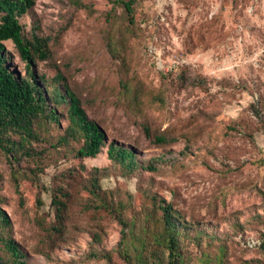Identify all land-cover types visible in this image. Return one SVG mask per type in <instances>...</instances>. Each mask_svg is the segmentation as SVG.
<instances>
[{
    "label": "rangeland",
    "instance_id": "1",
    "mask_svg": "<svg viewBox=\"0 0 264 264\" xmlns=\"http://www.w3.org/2000/svg\"><path fill=\"white\" fill-rule=\"evenodd\" d=\"M84 1L87 8L36 0L23 19L28 30L40 22L42 35L52 37V58L37 71L50 77L59 70L108 143L132 148L158 171L127 177L111 168L107 147L82 162L70 153L54 154L40 189L24 184L21 195L0 159L1 208L28 262L88 264L82 261L96 247H117V221L105 210L85 208L91 197L82 189L96 168L105 173L108 197L132 194L138 211L142 192L157 194L188 220L228 234L235 264L264 260L260 234L232 236L233 223L258 229L253 222L264 213V0H140L134 29L120 2L128 0ZM5 45L11 65L25 75L14 44ZM156 136L168 143L159 144ZM59 186L69 195L68 212L62 233H55L52 196ZM95 231L101 244L93 243Z\"/></svg>",
    "mask_w": 264,
    "mask_h": 264
},
{
    "label": "trees",
    "instance_id": "2",
    "mask_svg": "<svg viewBox=\"0 0 264 264\" xmlns=\"http://www.w3.org/2000/svg\"><path fill=\"white\" fill-rule=\"evenodd\" d=\"M70 1L78 8L88 6L84 0ZM138 1H120L133 29L134 4ZM35 3L36 0H0V159L10 168L18 193L23 195L20 186L24 184L40 189V177L50 166L48 162L54 154L70 153L82 162L97 158L107 147L111 168L121 170L127 177L139 170L157 172V165L138 160L132 148L116 142L108 143L106 133L88 116L81 100L69 88L59 70L50 77L38 73L39 64L52 58V37L42 35L40 22H34L29 30L22 23L31 15ZM126 39L124 35L118 41L122 49ZM7 41L14 44L25 63L23 76L10 63ZM113 48L110 40L109 50L116 58L119 52ZM123 89L131 92V85L125 83ZM54 128H58L61 134L56 135ZM145 131L150 137L149 129L145 128ZM155 140L159 144L168 143L165 136H156ZM80 168L84 171L85 166ZM104 175L96 168L83 186L82 190L91 197V203L85 208L102 209L112 216L121 227V239L111 251L96 247L82 263H236L231 258L233 239L228 234L188 220L172 203L152 192H142L137 211L132 194L126 198L116 197L114 193L107 196L101 182ZM2 179L0 173V187ZM68 196L63 187L53 190L56 223L50 228L55 233H62L65 228ZM36 198L40 208L44 203L39 195ZM3 202L0 197V264H30L27 255L13 239L12 221L1 208ZM255 223L258 229L251 227L248 230L241 223H233L232 236L237 238L254 230L261 236V250L264 252V213ZM93 243L101 244L100 232L93 233ZM238 264H264V260H241Z\"/></svg>",
    "mask_w": 264,
    "mask_h": 264
}]
</instances>
